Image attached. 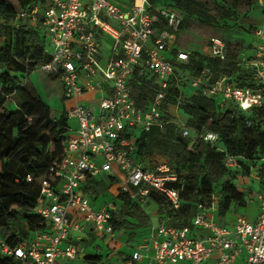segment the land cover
Instances as JSON below:
<instances>
[{
  "label": "built area",
  "instance_id": "1",
  "mask_svg": "<svg viewBox=\"0 0 264 264\" xmlns=\"http://www.w3.org/2000/svg\"><path fill=\"white\" fill-rule=\"evenodd\" d=\"M260 4L264 6L261 0ZM36 14L34 6L19 16ZM161 19L165 26L157 28ZM180 24L178 11L153 7L148 0H48L40 23L34 24L44 30L51 48L46 50L51 59L40 68L60 75L65 113L75 126L69 122L62 154L39 184L34 213L43 219L46 229L34 231L15 245L0 236L1 256L13 257L16 264H71L82 255L74 238H80L87 228L112 242L117 206L112 200L97 206L84 190L88 178L103 173L116 177L114 195L124 193L142 205L149 191L155 190L170 202L171 210L180 208V193L169 186L177 175L169 165L161 162L153 168L143 167L130 156L137 131L164 125L171 83L179 85L184 79L194 92L218 99L221 107L232 103L244 112L264 110V14L253 31L257 42L238 62L251 71L250 85H239L210 67L195 75L183 72L179 64L187 63L188 52L173 42ZM104 38L110 40L107 54L103 52ZM210 44V55L223 59L225 42L213 36ZM135 72L157 79V90L144 108L136 106L129 82ZM90 93H100L99 99H91L94 106L79 101ZM178 103L179 99L175 108ZM179 126L184 137L211 146L219 141L215 131L193 134L184 123ZM226 163L238 166L230 156ZM260 171L264 172V159L250 167L249 175L258 177ZM255 198L259 212L254 221L239 215L231 224H220L214 215L219 196L212 193L197 202L191 226L177 227L166 220L150 223L143 237L125 242L130 254L112 264H264V190L256 192ZM107 262L102 259L101 263Z\"/></svg>",
  "mask_w": 264,
  "mask_h": 264
},
{
  "label": "trees",
  "instance_id": "2",
  "mask_svg": "<svg viewBox=\"0 0 264 264\" xmlns=\"http://www.w3.org/2000/svg\"><path fill=\"white\" fill-rule=\"evenodd\" d=\"M148 1L153 7L175 9L181 15V23L186 15L205 24H215L219 18L229 19L233 15L232 9L219 3L212 11L202 0ZM47 4L48 0H0V236L11 245L22 242L34 231L46 229V223L34 213L39 184L47 175L50 164L61 156L62 143L68 136L63 81L59 74L46 73L40 68L51 57L46 52L45 32L34 24L40 23ZM34 6H37L36 15L19 16L30 12ZM151 11L155 12L154 8ZM164 26L161 19L157 28ZM179 30L174 36V44ZM186 52L187 63L179 64L183 72L195 75L203 67H210L228 75L239 85L251 84V71L241 67L238 64L240 55L227 48L223 59ZM36 72L42 73L49 85L58 82L57 94L63 106L57 115L52 113L37 87L35 93L27 87V81ZM129 82L136 106L146 107L157 90L156 77L147 78L135 72ZM187 86L184 79L179 80V85L171 83L165 99L164 125L137 131L130 153L133 161L143 167L153 168L165 162L177 175L169 186L180 193L179 209L171 210L170 202L155 190H150L147 195V200L157 206L160 219L177 227L191 226L197 202L212 193L219 196V215H225L233 204L244 202V193L227 177L230 172L227 157H232L246 173L264 159V110L244 112L232 103L221 107L218 99L198 91L187 95ZM11 98L17 101L15 108L7 104ZM178 99L176 111L185 117L183 123L193 134L204 129L217 132L219 141L216 145L181 135L179 122L170 112V106H175ZM259 175L264 176V172L260 171ZM116 183V177L103 173L88 178L84 190L96 199ZM109 199L117 206L112 217L115 230L131 229L134 233L135 229L148 226L150 218L142 205L132 202L124 193L111 194ZM113 245L111 242L110 246ZM102 259L100 254L83 257L87 264H102ZM0 264H16V261L13 257L0 255Z\"/></svg>",
  "mask_w": 264,
  "mask_h": 264
},
{
  "label": "rangeland",
  "instance_id": "3",
  "mask_svg": "<svg viewBox=\"0 0 264 264\" xmlns=\"http://www.w3.org/2000/svg\"><path fill=\"white\" fill-rule=\"evenodd\" d=\"M212 11L215 8L216 4L223 5L224 7L230 8L233 10V15L229 19L219 18L215 24H205L198 18L194 16H184L179 33L176 37V46L183 48L185 51H190L195 54H205L210 55L211 53V44L210 38L213 36L220 37L224 42L228 50L237 53L238 55L248 52L253 44L255 39L252 36L255 26L259 23V20L262 16V5L260 0H202ZM264 1V0H262ZM43 30V29H42ZM44 31V30H43ZM47 49H51L50 46H47ZM53 85V86H52ZM52 85H49L47 79L42 73L36 72L33 73L30 82L27 84V87L32 89L35 93V87L39 89L40 95L48 103L52 109V113L57 115L62 109L63 103L57 94L58 82H54ZM193 89L190 86L185 88V93L190 95ZM100 97V93H96L94 99L97 100ZM96 103L93 102L90 106H94ZM66 102L64 103L65 108ZM16 106L12 104L10 108H15ZM96 107V106H95ZM95 112L97 109H94ZM170 112L173 115V118L176 119L179 124L183 123L185 117H183L176 108L172 105L170 106ZM71 120H69L70 122ZM73 122V121H72ZM230 172L227 177L234 180L235 185L240 191L244 193L245 200L242 204H233L229 213H232L234 216L242 215L248 210V203L251 201L249 195L252 192L257 191V187L264 184V180H261V183L258 185L256 179L250 176L249 173L245 172L243 167L238 166H229ZM113 194L117 193L116 186L111 187ZM107 194V195H106ZM105 195H99L98 198H109V193ZM91 202L95 203L98 199L90 198ZM156 205L152 202H147L144 204V209L148 213L149 218L155 220L156 215L155 209ZM146 228L136 229L135 239L137 240L140 236V232H146ZM89 229H85L79 236L80 238H74V241L77 243L78 247L81 248V253L83 255H102L103 260L105 261L109 256H112V248L108 246L109 238L107 236L100 238L97 236L89 235ZM128 233V232H127ZM142 234V235H143ZM128 235L130 236L131 233ZM131 238V237H130ZM124 254H128L130 251L129 246H123ZM77 257L75 260H72L71 264H87L82 259V256ZM113 262L115 261L114 257L110 258Z\"/></svg>",
  "mask_w": 264,
  "mask_h": 264
},
{
  "label": "crops",
  "instance_id": "4",
  "mask_svg": "<svg viewBox=\"0 0 264 264\" xmlns=\"http://www.w3.org/2000/svg\"><path fill=\"white\" fill-rule=\"evenodd\" d=\"M262 1V0H261ZM262 2H264V1H262ZM262 7V14H264V6H261ZM261 18H262V16H261ZM261 18H260V20H259V22L261 21ZM252 36H253V38L255 39V41H254V44L257 42V39L254 37V35H253V33H252ZM103 43V52L105 53V54H107L108 53V49H109V45H110V40L108 39V38H104L103 39V41H102ZM253 44V45H254ZM176 45V44H175ZM30 81L28 80L27 81V84L29 83ZM95 94L96 93H90V94H87V95H84V96H81L80 98H79V101L81 102V103H83V104H85V105H91L93 102H91V99L93 98V97H95ZM68 104H70V103H72L71 101H68L67 102ZM7 104L9 105V106H11L12 104H14L15 106H17V101L14 99V98H11V99H9V101L7 102ZM71 124L73 125V126H75V121H71ZM253 177V176H252ZM254 179H256V182H257V184L259 185L260 183H261V180H264V176H258V177H254ZM112 187V186H111ZM109 188V191H108V193H109V195H111V194H113L112 193V191H111V189L112 188ZM261 190H264V184H262V186H260V187H257V191H255V192H252L250 195H249V199H251V201H249V203H248V210H247V212H245L244 214H242L241 216H244L247 220H249V221H254L255 219H256V217H257V215H258V212H259V204H258V201H257V199L255 198V193L256 192H258V191H261ZM96 199H98L97 200V202H95L96 203V205L97 206H100L102 203H104L105 201H109L110 199L109 198H101V199H99L98 197L96 198ZM147 202H149L147 199L142 203V207H144V204H146ZM154 215H156V217H155V220H152V219H150L149 220V224L150 223H159L160 221H161V219H160V215H159V212H158V208L156 207V209H155V213H154ZM215 215V219H216V221L217 222H219L220 224H231V222L237 217V216H239V215H236V216H234L232 213H229V212H227L225 215H219L218 213H217V211H216V213L214 214ZM149 224H148V226H149ZM148 226L146 227V230H148ZM145 230V231H146ZM90 233H89V235H92V236H95L94 235V233H92L91 231H89ZM130 234V233H132L130 236L128 235V233ZM147 232V231H146ZM146 232H144V235L146 234ZM142 234H143V232H140L139 234H138V236H142ZM135 235H136V229L134 230V233H133V230H129V229H120V230H115V234H114V236H115V239L112 241V242H114V245H113V247H111L110 246V244H111V242L109 243L108 242V246L110 247V248H112V256L114 257V259H115V261L113 262L110 258L112 257V256H109L106 260L108 261L107 263L108 264H112V263H116V262H119V261H121L122 259H124L125 257H127L129 254H130V252H131V248H130V246H129V248H130V251L128 252V254H124V252H122L121 250H123V246H127L126 244H125V242H128V241H134V240H136L135 239ZM143 235V236H144ZM142 236V237H143ZM131 237V238H130ZM100 238H103V237H100ZM138 239H140V238H138ZM83 255V254H82ZM138 264H146L145 262H141V263H138Z\"/></svg>",
  "mask_w": 264,
  "mask_h": 264
}]
</instances>
